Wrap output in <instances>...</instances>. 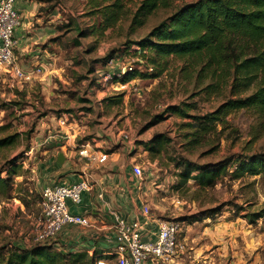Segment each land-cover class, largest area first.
<instances>
[{
    "label": "rangeland",
    "instance_id": "1",
    "mask_svg": "<svg viewBox=\"0 0 264 264\" xmlns=\"http://www.w3.org/2000/svg\"><path fill=\"white\" fill-rule=\"evenodd\" d=\"M139 2L126 0L123 18L100 35L89 33L97 17L86 12L82 0H52L46 7L56 12L51 49L57 57L51 70L46 66V74L42 72L46 78L22 83L15 80L8 85L11 81L0 72V125H11L0 130V135L20 133L18 145L5 154L19 156L24 161L20 174L14 177V182L21 185L18 187L23 200L12 198L0 202V246L10 242L22 246L34 243L41 188L36 167L44 157L42 151L48 154L71 151L74 157L86 140L92 145L122 130L129 134L136 147L134 152L139 154L143 180L158 195L151 209L161 213L159 199L165 196L170 207L167 218L179 220L178 238L184 249L196 247L199 264H264V214L253 222L244 216L264 209V172L245 174L238 179L226 177L205 189L197 188L193 181L188 188L177 191L171 188L176 181L172 157L214 163L264 150V116L252 110L232 113L223 135L213 140L208 138L203 145L188 150L181 128L188 119L165 113L166 106L190 102L195 104L191 112L202 114L215 108L224 96L205 95L199 92L194 80H181L176 62L170 64L167 75L159 78L134 76L127 71L124 74L130 78L125 89L119 90L115 85L116 76L107 83L100 82L99 73L107 69L105 61L110 55L115 58L114 74L128 63L132 71H145L137 58L128 54V47L133 45L128 42L146 35L182 0H172L171 5L159 7L142 26L133 30L131 18ZM80 30L87 34L80 35ZM119 93L123 94L120 102L105 101L118 97ZM69 124L73 126L67 132L64 127ZM162 134L168 141L152 161L140 142ZM212 147L214 150L209 151ZM186 235H193L194 239L185 238Z\"/></svg>",
    "mask_w": 264,
    "mask_h": 264
},
{
    "label": "trees",
    "instance_id": "2",
    "mask_svg": "<svg viewBox=\"0 0 264 264\" xmlns=\"http://www.w3.org/2000/svg\"><path fill=\"white\" fill-rule=\"evenodd\" d=\"M51 2L52 0H41ZM87 13L97 17L89 33L102 35L116 25L125 14L126 0H82ZM172 0H140L132 18L131 29L142 26L159 7L171 5ZM86 35V31H78ZM128 54L137 58L145 71H129L131 75L159 78L167 75L171 63L178 64L181 80H194L199 92L208 96H224L222 101L205 113H192L195 104L172 103L164 112L184 121V145L188 150L203 145L208 138H219L228 128V116L239 110H252L264 116V0H182L167 17L157 22L146 35L128 42ZM134 46V47H132ZM113 58L106 59L105 64ZM148 67L151 71L148 72ZM124 74L120 80L128 81ZM119 80V78H118ZM118 97L106 98L107 103H118ZM15 102V101H10ZM163 118L162 115H158ZM11 125H0L7 130ZM20 140L17 131L0 135V202L22 199L20 183L14 177L20 174L21 157L5 154ZM168 138L154 135L140 142L151 154V160L161 153ZM210 150H214L212 147ZM26 152V151H25ZM176 181L172 190L188 188L193 181L197 188L214 187L222 179H238L242 175L264 172V150L228 157L214 163H195L186 157H172ZM232 167V168H231ZM16 185V186H15ZM264 209L247 212L244 216L253 222ZM52 239L20 245L10 242L0 246V264H95L96 259H110L113 255L95 249L62 251Z\"/></svg>",
    "mask_w": 264,
    "mask_h": 264
},
{
    "label": "crops",
    "instance_id": "3",
    "mask_svg": "<svg viewBox=\"0 0 264 264\" xmlns=\"http://www.w3.org/2000/svg\"><path fill=\"white\" fill-rule=\"evenodd\" d=\"M46 4L47 2L41 0H16L14 4L20 16V24L14 30L16 63L25 71L33 70L37 65L41 67L40 72H34L33 79L30 81L46 78L42 72L46 74V66H49L46 68L51 70V64L57 57L56 52L51 49L57 22L54 19L56 12L46 7ZM5 79L9 80L6 76ZM73 125L69 124L64 128L68 132ZM118 133L115 136L99 139L90 145L96 154L99 152L107 154L102 162L79 156L77 152L74 157H71V151L68 154L63 150L64 160L60 163L57 160L59 152L48 154L42 151L44 157L40 159L41 162L37 163L36 167V174L41 184L39 193L45 185L71 184L83 177H87L92 186L91 190L81 193L79 203L67 200L69 209L74 213L86 215L90 225L64 227L52 239L56 249L62 251L81 249L89 254L97 249L107 253L115 246L114 217L116 214L128 221L138 219L142 224V239L152 240L156 237L159 221L169 216L167 212H170V207L167 205L165 196L159 199L162 207L158 208L161 213L151 209V204H154L153 201L158 195L156 196L155 190L143 180V177L138 178L133 174L132 165L140 162L139 154L134 152L135 145L132 142L122 141ZM69 135L74 136L70 132ZM67 138H69L68 135ZM90 140L94 141V138ZM66 143L69 144V140ZM144 204L150 207V219L146 218L142 212ZM188 236L194 239L193 235H186L185 238ZM198 258L199 253L196 247L190 246L189 249L183 248L176 251L169 261L158 264H199ZM110 261H113V257ZM144 264L157 263L146 260Z\"/></svg>",
    "mask_w": 264,
    "mask_h": 264
},
{
    "label": "built area",
    "instance_id": "4",
    "mask_svg": "<svg viewBox=\"0 0 264 264\" xmlns=\"http://www.w3.org/2000/svg\"><path fill=\"white\" fill-rule=\"evenodd\" d=\"M15 1L0 0V72L6 75L11 84L15 80L17 83L32 80L34 72L41 70V67L37 65L34 67V71H25L16 63L14 30L20 24V16L14 7ZM113 63H115V58L108 62L107 69L99 73L100 82L102 84L107 83L114 78L113 76H116L115 85L118 86L119 90L125 89L128 82H122L120 78L127 71H131L132 67L128 63L127 66L120 68L119 73L114 74L112 72ZM151 69V67L147 68V70ZM61 122L63 123L62 120ZM118 135L122 141L133 142L129 134L122 130L119 131ZM28 152H31V149ZM78 155L99 162L104 161L107 157L105 152L96 154L91 149L89 141L80 144ZM21 163L24 164V161L22 160ZM132 172L138 178L143 177L144 171L137 163L132 165ZM91 188V182L87 177L71 184L61 183L43 186L38 201L39 212L35 219L33 241L42 242L53 239L66 226H89V218L86 215L72 212L67 205V200L79 203L81 193L91 190ZM142 212L146 218H151L149 205L144 204ZM114 218L115 246L104 253L113 255V261L99 258L96 259L95 264H144L146 260H152L158 264L169 261L176 251L184 248L183 242L178 238L181 223L176 218L160 220L155 239L146 241L142 239V224L138 219L128 221L119 214H116Z\"/></svg>",
    "mask_w": 264,
    "mask_h": 264
},
{
    "label": "water",
    "instance_id": "5",
    "mask_svg": "<svg viewBox=\"0 0 264 264\" xmlns=\"http://www.w3.org/2000/svg\"><path fill=\"white\" fill-rule=\"evenodd\" d=\"M57 160L58 162L62 163L63 160H64V157H63V153L62 152H59L58 155H57Z\"/></svg>",
    "mask_w": 264,
    "mask_h": 264
}]
</instances>
